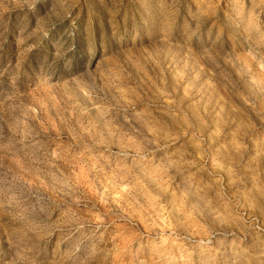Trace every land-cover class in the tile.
<instances>
[{
	"label": "rangeland",
	"instance_id": "374dc122",
	"mask_svg": "<svg viewBox=\"0 0 264 264\" xmlns=\"http://www.w3.org/2000/svg\"><path fill=\"white\" fill-rule=\"evenodd\" d=\"M0 264H264V0H0Z\"/></svg>",
	"mask_w": 264,
	"mask_h": 264
}]
</instances>
